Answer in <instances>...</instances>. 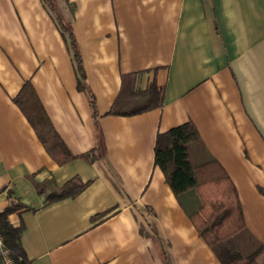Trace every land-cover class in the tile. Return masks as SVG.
I'll use <instances>...</instances> for the list:
<instances>
[{
    "label": "crops",
    "instance_id": "0c3cea01",
    "mask_svg": "<svg viewBox=\"0 0 264 264\" xmlns=\"http://www.w3.org/2000/svg\"><path fill=\"white\" fill-rule=\"evenodd\" d=\"M43 1L0 0V215L24 226L30 264H222L155 162L158 133L189 121L264 244V0H56L95 117ZM128 75L140 90L155 82L163 104L109 114ZM29 81L70 150L96 149L101 133L102 156L53 159L14 101ZM73 178L84 188L52 202L36 186Z\"/></svg>",
    "mask_w": 264,
    "mask_h": 264
},
{
    "label": "trees",
    "instance_id": "16d2710c",
    "mask_svg": "<svg viewBox=\"0 0 264 264\" xmlns=\"http://www.w3.org/2000/svg\"><path fill=\"white\" fill-rule=\"evenodd\" d=\"M43 2L70 46L78 74V86L87 92L95 117L98 113L97 102L86 83L83 59L72 21L61 14L56 0ZM126 77L130 78L129 83L126 78L129 85L120 92L109 114L131 115L163 104V89L158 88L155 82L140 90L131 82V75ZM36 93L29 81L16 94L14 101L26 114L43 146L58 164H65L77 156L94 160L103 155L104 140L101 133L98 134L99 143L96 146L99 153L94 148L75 155L49 120ZM195 126L189 121L160 131L155 141V162L163 170L165 181L172 187L173 194H176L200 236L210 245L222 264H260L258 257L264 250V244L246 225L234 182L209 153ZM36 186L40 193L46 194L47 201L52 202L78 194L85 184L73 178L62 185H57L50 179L39 182ZM17 206L13 203L7 212L17 209ZM23 231L24 226H13L9 222L7 213L0 215V233L4 237L12 264H30L20 239Z\"/></svg>",
    "mask_w": 264,
    "mask_h": 264
},
{
    "label": "built area",
    "instance_id": "2783aa9c",
    "mask_svg": "<svg viewBox=\"0 0 264 264\" xmlns=\"http://www.w3.org/2000/svg\"><path fill=\"white\" fill-rule=\"evenodd\" d=\"M0 264H12L8 249L6 248L3 235L0 233Z\"/></svg>",
    "mask_w": 264,
    "mask_h": 264
}]
</instances>
